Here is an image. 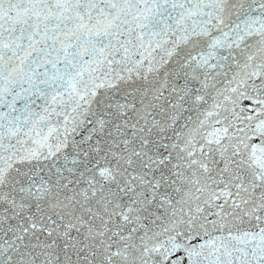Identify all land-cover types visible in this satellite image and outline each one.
I'll return each mask as SVG.
<instances>
[{
    "label": "snow or ice",
    "instance_id": "1",
    "mask_svg": "<svg viewBox=\"0 0 264 264\" xmlns=\"http://www.w3.org/2000/svg\"><path fill=\"white\" fill-rule=\"evenodd\" d=\"M0 264H264V0H0Z\"/></svg>",
    "mask_w": 264,
    "mask_h": 264
}]
</instances>
